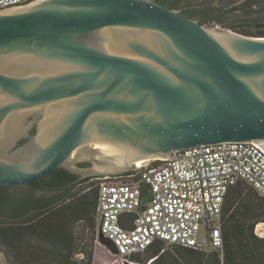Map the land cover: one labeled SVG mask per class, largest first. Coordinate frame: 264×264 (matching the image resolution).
Segmentation results:
<instances>
[{"label":"water","instance_id":"1","mask_svg":"<svg viewBox=\"0 0 264 264\" xmlns=\"http://www.w3.org/2000/svg\"><path fill=\"white\" fill-rule=\"evenodd\" d=\"M248 142L264 154V37L205 28L150 0L0 10V187L56 169L120 177L138 161ZM97 240L117 255L100 230Z\"/></svg>","mask_w":264,"mask_h":264},{"label":"built area","instance_id":"2","mask_svg":"<svg viewBox=\"0 0 264 264\" xmlns=\"http://www.w3.org/2000/svg\"><path fill=\"white\" fill-rule=\"evenodd\" d=\"M32 1L0 0V10ZM95 180L96 236L100 230L113 243L122 263L132 264L131 256L156 242L221 252L220 217L228 193L240 185L264 199V154L252 142L202 146ZM257 228L254 234L264 237Z\"/></svg>","mask_w":264,"mask_h":264},{"label":"trees","instance_id":"3","mask_svg":"<svg viewBox=\"0 0 264 264\" xmlns=\"http://www.w3.org/2000/svg\"><path fill=\"white\" fill-rule=\"evenodd\" d=\"M164 1L174 9L171 1ZM238 2H241L240 5L227 10L203 13L206 21L220 23L226 15L238 9L247 13L264 11V0L231 1ZM241 34L263 38L264 30ZM49 177L47 189L59 194L47 205L36 204L24 214L19 212V199L13 201L5 193H0V211L10 206L19 213L13 217V223L0 222V247L8 252L7 255L14 256L18 264H93L91 253H86L81 260L75 259L78 247L70 227L74 222L84 221L91 230L96 231V191L74 197L71 192L77 186L69 187L68 184L77 178L75 175L56 169ZM90 180H82L78 185ZM36 184L34 182L29 186L35 188ZM244 188L240 185L234 187L225 199L220 217L221 252L206 253L176 247L178 257L163 251V243L156 242L143 252L153 259L150 264H264V237L259 238L254 234L255 226L264 220V199L253 190L245 191ZM28 213L27 218L17 222ZM139 254H134L130 259L141 262ZM109 256L110 264H121L118 257Z\"/></svg>","mask_w":264,"mask_h":264},{"label":"rangeland","instance_id":"4","mask_svg":"<svg viewBox=\"0 0 264 264\" xmlns=\"http://www.w3.org/2000/svg\"><path fill=\"white\" fill-rule=\"evenodd\" d=\"M174 5V11L180 15L189 16L199 25L205 28H221L229 30L233 33L242 35L243 32L254 33L258 30H264V11L249 12L242 11L238 9L235 12H232L225 16V18L220 23H208L203 13L215 12L217 9L227 10L232 6L240 5L241 2L231 3L232 0H170ZM245 36V35H242ZM249 37V36H246ZM258 38V37H251ZM98 181L90 180L86 183L80 184L74 190H72L71 195L78 197L83 193H90L92 190L96 191V186ZM245 191L248 188H244ZM4 191V192H3ZM0 193H5L13 201L18 199H31L32 201H41L44 199V196L36 191L34 188L29 185L22 187H0ZM46 197H50L45 195ZM47 200V199H46ZM24 214V213H23ZM31 214V213H30ZM29 214H26L21 220L27 218ZM3 220V221H1ZM0 222L13 223L14 221L9 218H0ZM95 224L97 227V220L95 218ZM259 225L263 226L264 229V220L260 222ZM71 232L76 239L77 243V255L75 259L81 260L84 258V255L87 253L92 254L93 264H110L111 255L107 249L99 244L96 236V231L91 230L84 221L74 222L71 227ZM259 235L264 236V231H259ZM178 246H171L163 243L162 249L166 253L178 256L176 250ZM201 252H211L210 250L201 251ZM8 252L0 247V264H18L16 258L11 255H7ZM141 262H135L129 259V262L132 264H150L153 259H149L145 253H140ZM183 259V258H182ZM45 264V263H40ZM54 264V263H51ZM56 264V263H55ZM121 264H126L122 263Z\"/></svg>","mask_w":264,"mask_h":264},{"label":"flooded vegetation","instance_id":"5","mask_svg":"<svg viewBox=\"0 0 264 264\" xmlns=\"http://www.w3.org/2000/svg\"><path fill=\"white\" fill-rule=\"evenodd\" d=\"M150 1H152V2H154L156 4H159V5H161L164 8L172 10L170 7L167 6V4L165 3L164 0H150ZM168 1H170V0H168ZM182 16H184V15H182ZM184 17L192 19V18H190L188 16H184ZM81 166H85V165H81ZM49 175L50 174H48L47 176H45L41 180L37 181L36 187L34 188L36 191H38L39 193H41L44 196V198H41V199H44V200L32 201L31 199H19V201H21V205H19V212L20 213H24V212H26V210L31 209V208L33 209L34 205H36V204H39V206L47 205L52 199H55V196H57L59 194L58 192H53V191H50V190L47 189V186H48L47 184L50 181ZM76 177H77L76 179H73V181H71L68 184L69 187H71L72 185L79 186L78 185V183L80 182V181H78L79 177L78 176H76ZM91 180H94V179H91ZM45 195H48L50 197H46ZM18 214L19 213L16 212L15 210H13L10 206H6L3 209V211H0V218H9L11 220H14L13 217L15 215H18Z\"/></svg>","mask_w":264,"mask_h":264},{"label":"bare ground","instance_id":"6","mask_svg":"<svg viewBox=\"0 0 264 264\" xmlns=\"http://www.w3.org/2000/svg\"><path fill=\"white\" fill-rule=\"evenodd\" d=\"M97 148L101 149V151H104L106 153L112 152V151H110L109 148H106V147H99V146H97ZM85 157H87V150H81V151H79V152L76 153V158H85ZM146 162L147 161H138V162L135 163V167L136 168L137 167H141ZM257 231L258 232L259 231H264L263 226L262 225L258 226Z\"/></svg>","mask_w":264,"mask_h":264}]
</instances>
